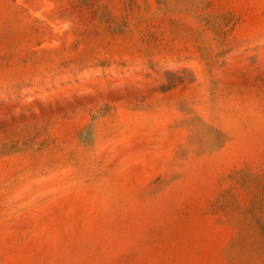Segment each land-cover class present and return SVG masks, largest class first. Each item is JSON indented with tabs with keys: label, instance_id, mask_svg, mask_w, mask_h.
<instances>
[{
	"label": "rangeland",
	"instance_id": "374dc122",
	"mask_svg": "<svg viewBox=\"0 0 264 264\" xmlns=\"http://www.w3.org/2000/svg\"><path fill=\"white\" fill-rule=\"evenodd\" d=\"M0 264H264V0H0Z\"/></svg>",
	"mask_w": 264,
	"mask_h": 264
}]
</instances>
